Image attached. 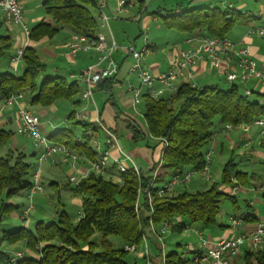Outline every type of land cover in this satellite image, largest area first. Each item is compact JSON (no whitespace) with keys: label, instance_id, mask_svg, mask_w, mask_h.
<instances>
[{"label":"trees","instance_id":"trees-1","mask_svg":"<svg viewBox=\"0 0 264 264\" xmlns=\"http://www.w3.org/2000/svg\"><path fill=\"white\" fill-rule=\"evenodd\" d=\"M41 6L47 17L29 28L30 40L51 38L61 28L69 30L71 34L87 37L97 34L99 24L93 0H42ZM155 14L162 18L167 27L189 35L204 31L206 35L228 36L236 25H247L254 19V16H246L232 9L205 7L181 9L171 14L155 11ZM11 49L10 35L0 33V59L8 56ZM22 64L21 75L0 72L1 99L27 90L30 104L47 106L59 98L72 100L76 106L79 104L82 90L76 81L44 77L37 82L43 64L33 46L24 48ZM142 101L146 136L166 141L161 155V172L157 177L159 183L166 174L202 168L204 148L215 135L217 124H247L258 118L264 121V105L243 94L235 83L227 89L182 83L173 95L153 98L144 93ZM74 112L75 109H72L67 114V120L80 128V137L64 127L48 135V138L83 155L88 161H94L96 150L88 132L98 128L91 122L75 120ZM110 129L115 131L114 128ZM130 130L132 140L143 137L136 126L131 125ZM10 136V131L0 129V145L9 142ZM24 158L22 152L12 149L0 157V195L9 198L32 185V165ZM156 164L149 170L150 173ZM235 165L231 159L224 164L223 186L233 188L246 182L244 172L230 170ZM104 175L89 172L71 187L81 197L82 215L77 221H71L64 211H60L57 219L37 221L32 230L22 225L12 231H2V239L10 243L22 241L37 256H23L11 261L10 253L0 251V264H129L126 260L128 252L122 246L125 243L140 245L144 227L149 221L155 225L168 222L171 230L176 232H181L184 226L207 228L216 224L220 200H233V196L214 181L201 191L182 190L172 194H168V191L159 194V186H156L151 190V205L143 195L140 215L136 216L134 204L137 188L139 184L147 185L150 174L145 175L140 170L138 177L133 170H129L119 173V181ZM16 208L18 206L2 203L0 211L10 212ZM240 215L248 222L259 219L254 214ZM95 234H98L96 240L92 239ZM111 237L118 239L119 244L114 245ZM39 244L38 249L36 245ZM241 258L243 264H264V251L245 246ZM184 263L185 259L177 251H169L166 256V264Z\"/></svg>","mask_w":264,"mask_h":264},{"label":"crops","instance_id":"crops-1","mask_svg":"<svg viewBox=\"0 0 264 264\" xmlns=\"http://www.w3.org/2000/svg\"><path fill=\"white\" fill-rule=\"evenodd\" d=\"M93 2L95 3L107 2L108 4L107 7L106 6L104 7V10L107 13L109 12V9L114 8V2L111 0L110 1L93 0ZM150 3H152V5L156 7L152 11H147L148 5ZM194 4H197V5L193 6ZM22 5H23V19L26 24L28 21L26 16L28 14L29 15L34 14V17L30 19L31 21H33V25H35L37 22L44 19V17L35 15L37 11H39L40 9L41 10L43 9L40 1L23 0ZM190 5H192L193 7H189ZM196 7L219 8L222 10L232 9L234 11H238L242 14H245L246 16L247 15L256 16V15H260L264 13V0H148L144 10H141L142 2L141 3L137 2V3H134L132 6H128L124 11L115 12L116 14L115 18L110 19L109 23L114 24L116 35H114L111 30H108L106 27H102V26H98L97 33H101L105 35L107 37L108 42H110L111 40L110 35H112L113 39L116 41L118 45L127 46V43L124 41L125 39H123L122 35L120 34L121 32H124L125 34L128 33L127 31H124L126 29L125 23L127 22L125 20H122V17H120V15H125L126 17L130 16L132 19H134V17L137 14H140V17L138 18L139 24L142 29L148 30L151 23L157 21V18L159 17L158 15L155 14V11H159L161 14H165V13L171 14V13H177L181 9H190V8H196ZM134 20H137V19H134ZM12 25L14 24H10L5 21L3 15L0 12V33L10 35V32L13 31ZM164 27L169 28L165 24H164ZM237 27H242V30H238L234 32L233 34H231ZM245 28H246L245 24H238L230 31L228 36L235 42V45L237 48L238 47H248L250 57H252L255 60L257 66L264 65V37L258 36V35L246 36ZM169 29H173L175 31L182 33V37L179 43L177 42L171 43L169 48L161 47L157 51V46L155 45V43L151 42L148 39V45L150 48V52L148 53L147 56H144L143 66L147 68L153 75H157L158 73L164 71L168 67L170 58L174 55V53L178 49L185 48L188 46V43L185 41V39L188 36H190L189 34L179 31L175 28H169ZM140 33L141 32H139V34ZM199 34H205V32L203 31ZM70 35H71V32L65 28L59 29L51 38H42L38 41H32L29 38L26 39L22 31L21 33H17L13 37L10 35L12 39V49L10 50V53L8 56L3 57V58H6L7 63L5 60H1L3 58L0 59V72L9 71V72L15 73L10 63V57L14 54L18 46L26 43V46L27 45L33 46V48L36 51V55L38 59L40 60L41 64H43L42 68L39 71L37 82H41V80L44 77H61V78H64L67 82L76 81L80 89L83 90L85 86L83 82L81 81V79L78 78L79 73L77 71L92 64L95 61L96 53L94 51H91L89 53L77 54L76 56H71L68 50V41H69ZM112 57L115 60L117 67H118V71L115 77L113 79H102L96 84V86L93 88L92 101H84L79 97L80 102L76 106L75 104L72 103V100H71L70 101V104L72 105L71 108L72 109H75V108L83 109L87 115V119L85 121H88L94 124V120L96 118H100L102 122H104L108 127L114 128L116 132L119 130V124L121 123L127 131L125 134L126 140L132 142L134 145L133 148H131L129 152L131 153V156H133L132 158L136 166L139 168V170L144 172L145 175H149L150 174L149 170L152 168L154 163L157 162L160 158V155H159L160 142L158 139H155L150 136H146L145 122L142 124L137 119V115L139 116L141 115L139 106L141 104L143 105V101L141 99L139 103L134 104L131 93L127 91L126 87L128 83L137 84V80L135 76L127 73V68L129 64L131 63L130 55L127 54L123 50H119L115 52ZM226 66H228V62L226 59L221 60L219 67H212L210 66L209 62L202 60V59H197L193 65L195 85L197 87H202L204 85H213V86L218 87L217 83H213L215 81L214 79H216L217 77L222 78L224 76L222 70ZM22 72H23V64L21 62L18 65L17 71L15 74L21 75ZM235 84L238 85L240 91L242 92L243 85L240 83H235ZM246 86H248L254 91V93L249 96L253 97L256 100H259L260 92H261L259 85L256 84L253 80H249L246 83ZM155 87L159 88L161 87V84L156 82ZM173 94L174 93L172 92L164 91L162 96L168 97ZM29 99H30V93L27 90L26 91L24 90L21 103L24 106H26L28 110H30L31 112H33L34 114L38 116L40 123H41V128L44 132L51 130V132L49 131L47 132V135H51L52 133H55L59 129L65 127L62 125V123L68 121L67 115L64 120H60V121L53 119L52 117L58 111V109H60V107L57 104L53 102L47 106H41L38 104L34 105V104H30ZM131 125L136 126L138 129L142 131L143 133L142 138L132 140V132L130 130ZM253 126H256V125H250L246 132L236 127L231 128L229 130L222 131V130H219L220 124H218L216 126L217 131L209 144L211 151L219 150V152H223L224 143H228L231 145L232 154H234L233 150L235 148H238V147L240 148V146L248 147L251 156H253L255 160L262 159L264 161V153L257 151L253 147L255 143V139L259 138L257 126H256L257 131L255 130L256 138H254V134H251L250 130L253 128ZM17 127H18V120L16 116L15 104L12 102L4 104L3 99L0 98V129H4V130L11 132L9 142L5 144L9 145L8 149L22 152L25 155L24 160L32 165V163L30 162V159H31V156L37 159L36 150L31 145V141L29 138L17 133ZM45 129H47V131ZM90 135L91 136L96 135L101 144V140L103 136L102 132H100L97 129L96 131H91ZM24 138H25V141L23 140ZM150 141H153V142H150ZM246 141L248 143L244 145ZM26 143H30L32 147V150L29 154H27L26 152V148H27ZM244 153H245L244 151H239L235 155H232L228 160L230 159L233 160L235 164L237 163L236 161H243L245 159ZM116 155L117 154L115 150H112V156H116ZM45 160L48 162L50 169L58 167L60 163H66L68 165L67 176H69L70 174H73L76 177L82 178L88 174L87 172L88 160L86 157H83V155L81 159H78L75 161L73 168L70 166V162H71L70 159L66 158L63 154H60V153L55 154L53 157L47 158ZM34 166L37 168L38 162L37 164L33 163L32 167ZM35 169H33V172ZM40 173L41 171H40V165H39V181L41 184ZM106 175H107L106 178H110L113 181L119 180V174L115 171L113 166L111 167V163H110V167ZM167 175L168 174H166L165 177ZM246 177H247V174L245 178ZM50 185L55 190H57L58 184L55 181H50ZM60 186L62 187L64 186V184ZM208 187L209 185L204 189H207ZM262 187H264V183L260 184L258 187H254V191H256V193L258 194L260 193L261 195V198H258V196L257 198H255L256 203L262 202V201L264 203V196H263L264 190L262 189ZM41 188H42V185H41ZM222 189L225 192H227L229 195L233 196V199H234L239 188L236 187V190L234 191L232 190V188L228 186H223ZM183 190H186V189H183ZM245 190L246 192L252 191V188L250 187L249 190L248 189H245ZM80 202L81 200H79V203ZM253 204H255L254 201H252V199H249V201L246 203L247 205L246 209L242 210L241 213L254 214L258 218H264V208L262 209V213H260L261 212L260 209L253 208ZM24 207L25 206H22L21 208H16V210L13 209L12 211H10V215H12V217L14 218H20V212L22 211ZM40 220L42 219H39L38 221ZM28 224H29V220H27V222L25 223L26 227ZM160 228H161V225H155V224H153V227H151L149 224H147L144 227V232L147 237L148 247H150L149 261H147L142 256V253H141L142 245H140L137 251L134 252L135 258L142 259L144 264H166V256L169 253V251H172V250L177 251L174 248L169 249V251H167L165 249V244H166V239L168 240L172 234L179 233V232L171 230V228L169 227V230L167 231V233L170 236L165 238V235H166L165 233L161 236L160 238L161 240H159L158 235H160L159 234ZM207 228H209L211 231L206 236H204L202 232V229H205L204 227H195V231L199 230L201 234L205 238H207L210 243L214 242L219 237L235 235V233H232L227 223L226 225H224L223 223H218L216 221L215 225L207 227ZM196 236H197V233H196ZM197 241H198V236H197ZM22 246H23L22 249H17L16 251L21 252L23 256H28V257L37 256L34 254L33 251L28 249L24 244ZM243 248H245V246ZM197 249H198V246L195 249H193L192 245H190L188 252L189 254L193 255V251ZM242 252L232 259L231 264H243L242 258H241ZM177 253L179 254L178 251ZM180 254L185 259L184 264L186 263L193 264L191 260L192 257L185 258L181 252ZM133 263L136 264L135 259L133 260Z\"/></svg>","mask_w":264,"mask_h":264},{"label":"built area","instance_id":"built-area-1","mask_svg":"<svg viewBox=\"0 0 264 264\" xmlns=\"http://www.w3.org/2000/svg\"><path fill=\"white\" fill-rule=\"evenodd\" d=\"M40 1V0H37ZM110 1V0H108ZM114 2V8L109 9L107 13L104 7H107V2L95 3L94 6L97 13L99 26L109 29L110 19L115 17V12L124 11L128 6L137 3V0H111ZM148 0H142V8L145 9ZM23 0H0V12L5 21L10 24L19 25L22 33L26 39L29 37V27L23 19ZM109 8V6H108ZM140 14H137L134 19H138ZM245 35H258L264 37V13L254 16L245 28ZM111 40L108 42L107 37L101 33L95 34L93 37H87L83 34L73 33L70 35L68 41V50L71 56L77 54H84L94 51L96 53L95 61L83 68L78 78L84 84V89L81 92V99L84 101H92L93 88L96 84L104 79L116 75L118 71L117 64L113 59V54L119 50L125 51L131 57V63L127 68V73L135 76L137 84L128 83L127 91L131 93L134 104H137L142 99V94H148L153 98H159L164 91L175 93L182 83H188L191 86L195 85V76L193 71L194 62L197 59H202L209 62L212 67H219L222 59H226L228 66L222 72L225 80L229 83H240L243 85V94L251 95L254 91L246 86L249 80H253L259 85L261 90L258 102L264 105V65H256L255 60L250 57L248 47H236L235 42L229 36H214L206 34H193L188 36L185 41L188 46L178 49L170 58L168 67L153 75L147 68L143 66V56L150 52L148 45V38L143 35L144 43L140 49H136L134 45L120 46L110 35ZM26 43L18 46L14 54L10 57V63L13 71L16 73L18 65L22 62V56ZM103 64V66H102ZM161 84V87H155V83ZM23 91L11 94L4 99V104L12 102L16 106V116L18 120L17 133L26 136L30 139L31 145L36 150L38 167L32 174V185L28 189V205H26L20 212V218L27 222V215L33 208L31 203L32 195L36 191L41 190L39 181V165L47 158L53 157L55 154H63L70 159V166L73 168L75 161L81 159L82 155L70 150L63 144L53 142L40 130V120L36 114L28 110L26 106L21 103ZM74 119L77 121H85L87 115L83 109L75 110ZM95 126L102 132L101 144L96 135L91 136V143L96 150V159L88 161L87 172L96 175H104L107 173L110 163L111 167L119 173L133 170L139 177L140 170L136 166L132 156L125 152L117 141L116 131L108 128L100 118L94 120ZM250 125L258 127L259 145L264 148V121L260 118L255 119L247 124H224L220 125L219 130H229L231 128L242 129L246 132ZM160 142V158L156 166L150 173V178L147 185L139 184L137 188V196L134 204V213L136 216L140 215V205L142 196L145 195L147 203L151 205L152 188L159 186V194L165 191H170L174 186L187 184L193 175H198L203 181H211L212 174L210 172L209 164L211 161V149H206L203 153L204 164L198 170H184L183 172H172L167 175L168 179L158 185L157 177L161 172V155L165 146V139H158ZM248 142L246 141L244 145ZM112 150H115L116 156H112ZM84 157V156H83ZM81 178L73 174L68 176V181L72 184H77ZM119 181V180H118ZM264 190V187H262ZM236 190V187H233ZM81 211L79 216H81ZM149 225L153 227V223L149 221ZM228 226L233 236H223L217 238L210 243L199 230H196L198 236V249L194 250L192 255L193 264H231L232 259L239 255L244 246L250 249L264 251V218H259L255 222L245 221L242 216L230 215L228 217ZM26 227V226H25ZM170 224L163 222L159 229V240L162 234L169 230ZM189 227L184 226L182 230H187ZM141 253L142 256L149 261L150 250L148 247L147 237L144 233L142 235ZM135 243H125L122 248L126 252H136L138 247ZM40 248V244L36 245ZM23 254L19 251L10 253V260L22 258Z\"/></svg>","mask_w":264,"mask_h":264},{"label":"rangeland","instance_id":"rangeland-1","mask_svg":"<svg viewBox=\"0 0 264 264\" xmlns=\"http://www.w3.org/2000/svg\"><path fill=\"white\" fill-rule=\"evenodd\" d=\"M42 0H40L41 2ZM113 3V2H112ZM219 4V3H218ZM186 5V4H185ZM197 4H194L193 6H196ZM190 5L189 7H193ZM154 7V8H153ZM156 6L152 5L150 3L148 5L147 11H152L155 9ZM188 7V6H187ZM164 13V12H162ZM36 16H41L46 18L43 9L37 11L35 13ZM27 25L28 27H32L33 21L30 19L34 17V14H28L27 16ZM122 17V20H125L126 29L124 31H127L128 33L119 32L124 41L127 43V45H134L136 49H140L141 46L144 43L143 35L146 34L147 38L154 42L157 46V51L161 47L169 48L171 43L180 42V39L182 37V33L175 31L173 29H169L164 27L163 21L160 17L157 18V21L152 22L149 29L145 30L142 29L139 20H134L130 16L120 15ZM115 18V17H114ZM13 31L10 32V35L13 37L17 33H21V27L19 25H12ZM110 30L114 35H116V30L114 28L113 23H109ZM242 30V27H237L231 34L234 32ZM139 32H141L139 34ZM133 35V36H132ZM232 36V35H230ZM116 37V36H115ZM148 53H145L144 56H147ZM143 56V59H144ZM142 59V61H143ZM1 60H5L7 63L6 58H3ZM82 70V69H81ZM81 70H78L79 73ZM215 81L213 83H217L218 88L220 89H227L231 83L227 82L225 80V76L217 77L214 79ZM251 97V96H250ZM253 98V97H251ZM71 100L68 99H56L54 101L55 104H57L60 109L52 116L53 119L56 120H64L66 115L69 113V111L72 109V105L70 104ZM141 115H137V119L143 124L144 123V117H143V111L144 106L141 104L139 106ZM75 110H79V108H75ZM55 120V121H56ZM214 121L217 123V118L214 119ZM63 126L66 128L72 130L73 134L76 137H80V128L78 126L72 125V122L67 121L62 123ZM218 125V124H217ZM253 129V130H252ZM250 130L251 134H254L257 131V127L253 126ZM40 130L42 133L47 135V132H51V130L45 129L47 132H44L40 126ZM256 130V131H255ZM126 129L123 127V125L119 124V130L116 132L117 141L119 142L121 148L129 153L131 148H133V143L126 140L125 134ZM91 131L88 132L90 134ZM19 136V135H18ZM257 136V135H256ZM215 139V138H214ZM25 141V138L23 139ZM221 140V139H220ZM153 142V141H150ZM259 144V138L255 139L254 148L257 151H260L264 153V148L261 147ZM27 148L26 152L29 154L32 150V147L30 143H26ZM9 148L8 144L0 145V157L4 156L7 149ZM206 149H210L209 145L204 148V151ZM239 151H244L245 153V159L243 161H236V165L233 168H230L233 172L235 170H238L240 172H245L247 174L246 182L244 184H239L237 187L239 188L237 191V194L233 200L231 199H221L219 203V211L216 217V221L218 223H223L226 225L228 224V217L230 215H239L241 214V211L246 209V203L249 201V199H252L255 204H253V208H259L260 213H262V209L264 208V203L258 202L256 203L255 198H261L260 193H256L254 191V187H258L260 184L264 183V161L262 159H254L253 156H251L249 152L248 147L240 146V148H235L233 150L234 154H232L231 151V145L228 143H224L223 152H219V150H213L211 151V161L209 164L210 172L212 174V180L209 181H203L200 179L198 175H193L191 180L185 184V185H177L174 186L170 191H168V194L176 193L178 191H182L183 189H186L188 191H200L204 188H206L208 185L211 184V182H215L217 184H220L219 186L223 188L222 179H223V167L224 164L228 161V159L232 156L238 153ZM133 157V156H132ZM236 160V159H234ZM30 162L34 164H37V159L33 158L31 156ZM35 167V166H34ZM32 167L33 169H35ZM48 162L45 160L40 164V177H41V185L42 188L40 191L34 192L32 195L31 203L33 205V208L29 211L27 215V220H29V224L27 225V228L32 230L34 224L39 220L42 219L46 222L57 219V215L60 211H64L68 217L71 219V221L75 222L79 219V212L81 211L80 208V195L74 193L71 190V187H73V184L68 183V165L66 163H60L58 167L50 169ZM252 176V177H251ZM104 177H107L105 174ZM168 177H165V180H167ZM241 179V178H240ZM234 180V179H233ZM242 180V179H241ZM50 181H55L58 184L57 190H55L51 185ZM64 184V186H60ZM67 184H69V187H67ZM158 185H161V183L158 182ZM241 185V186H240ZM252 188V191L246 192L245 189ZM233 190V188H232ZM241 190V191H240ZM260 192V191H259ZM28 190L24 189L19 191L17 194L6 198L4 195H0V208L2 203L4 204H11L13 206H18V208H21L22 206L28 205V197H27ZM14 208V207H13ZM16 210V209H15ZM3 211V210H2ZM0 211V251L12 253L15 252L17 249H22L24 242L22 241H16L14 243H10L7 239H2V231H12L18 228L19 226H22L24 224V221L20 218H14L12 215H10V212H2ZM26 226V225H25ZM211 230L209 228L202 229L203 235L206 236ZM163 235V234H162ZM170 236L167 232L165 235V238ZM98 238V234H95L92 236V239L96 240ZM159 238V237H158ZM114 245H118L119 241L116 238L111 237L110 238ZM178 244V245H176ZM25 245V244H24ZM192 245L193 249H195L198 246L197 236L195 233V227L191 226L187 230H182L179 233H174L171 235V237L167 240L165 244V249L169 251V249H176L179 253L181 252L185 258H191L192 254H189V246ZM150 250V247H149ZM37 255L36 253H34ZM136 260V264H144L142 259L135 258L134 252H128L126 253V260L129 262V264H133V260ZM191 264V263H186Z\"/></svg>","mask_w":264,"mask_h":264}]
</instances>
